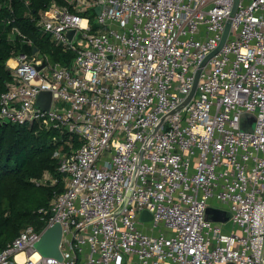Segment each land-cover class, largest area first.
Segmentation results:
<instances>
[{"label": "built area", "instance_id": "1", "mask_svg": "<svg viewBox=\"0 0 264 264\" xmlns=\"http://www.w3.org/2000/svg\"><path fill=\"white\" fill-rule=\"evenodd\" d=\"M235 3L53 1L36 25L74 54L69 66L39 59L5 21L33 51L7 61L0 122L54 131L64 190L0 264H264V0ZM44 90L48 110L37 104ZM245 113L253 132L241 128ZM36 181L59 184L49 171ZM208 207L230 220H208ZM55 223L62 260L35 247Z\"/></svg>", "mask_w": 264, "mask_h": 264}, {"label": "trees", "instance_id": "2", "mask_svg": "<svg viewBox=\"0 0 264 264\" xmlns=\"http://www.w3.org/2000/svg\"><path fill=\"white\" fill-rule=\"evenodd\" d=\"M53 1L62 2L0 0V95L11 78L7 61L16 54L33 51L20 36H12L11 25L5 22L8 18L14 20L13 25L53 64L70 65L74 54L51 42L36 25L39 12ZM29 12L31 16L27 15ZM53 135L54 131L43 129L38 123L29 126L0 122V251L21 229L29 225L41 229L44 224L38 211L49 206L55 191L64 190L63 173L59 172L58 162L53 157L57 148L52 142ZM46 171L58 177L57 186L36 181Z\"/></svg>", "mask_w": 264, "mask_h": 264}, {"label": "water", "instance_id": "3", "mask_svg": "<svg viewBox=\"0 0 264 264\" xmlns=\"http://www.w3.org/2000/svg\"><path fill=\"white\" fill-rule=\"evenodd\" d=\"M237 4H238V0H236L235 6L233 9L234 12L237 8ZM96 11L97 13H99L100 7H97ZM230 27H231V21L229 20L226 24V28H225L220 44L213 52H211L206 57V59L202 62V66H205L208 60L211 59L213 56H215L222 49L223 45L225 44L227 40ZM75 32H76V29H70L67 31V36L70 41L73 35L75 34ZM37 51H38V48L35 47L34 52L36 53ZM38 57L39 59H42L43 54L39 53ZM44 66H45V63L39 66L38 68L41 69ZM200 74H201V69H199L196 73L193 89L188 97V101L193 97L196 91L197 84L200 78ZM51 102H52V92L50 90H44L39 93L38 99H37V104L39 106H41L43 109L48 110L50 109ZM255 124H256V117L254 114L245 113L242 115L241 128L243 130L248 131V132H253L255 128ZM144 215L147 216L148 213L145 212ZM206 218L212 221L227 222L230 220L231 214L225 210L217 209L214 207H208ZM62 237H63V227L60 223H55L53 226L47 228L43 232L40 240L36 243L35 247L37 251L44 257H55V258H58L59 260H62L63 257H62V253L60 250V243H61Z\"/></svg>", "mask_w": 264, "mask_h": 264}, {"label": "rangeland", "instance_id": "4", "mask_svg": "<svg viewBox=\"0 0 264 264\" xmlns=\"http://www.w3.org/2000/svg\"><path fill=\"white\" fill-rule=\"evenodd\" d=\"M140 224H142V223L140 222ZM230 227H231V223H228L226 228H230ZM22 230H23V229H21V231H22Z\"/></svg>", "mask_w": 264, "mask_h": 264}, {"label": "clouds", "instance_id": "5", "mask_svg": "<svg viewBox=\"0 0 264 264\" xmlns=\"http://www.w3.org/2000/svg\"><path fill=\"white\" fill-rule=\"evenodd\" d=\"M85 24H86V22H85Z\"/></svg>", "mask_w": 264, "mask_h": 264}]
</instances>
